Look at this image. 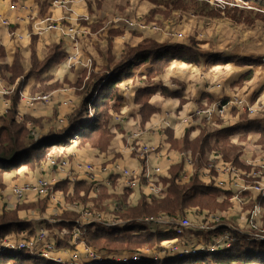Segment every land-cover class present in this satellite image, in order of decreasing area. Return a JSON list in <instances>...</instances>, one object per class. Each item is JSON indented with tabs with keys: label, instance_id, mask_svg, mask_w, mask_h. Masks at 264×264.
I'll return each instance as SVG.
<instances>
[{
	"label": "crops",
	"instance_id": "1",
	"mask_svg": "<svg viewBox=\"0 0 264 264\" xmlns=\"http://www.w3.org/2000/svg\"><path fill=\"white\" fill-rule=\"evenodd\" d=\"M52 1L0 0V19H6L11 23L9 30L0 27V69L4 73L7 72L13 67L17 58L22 72L16 79H21L20 85L23 91L50 95V101L38 106L35 110L21 107L16 97L13 100L16 102L15 121L24 124L28 130L34 132L40 130L39 135L68 127V116L82 101V96L79 94L82 88H78L77 84L81 80L85 83L92 71L97 73L106 66L109 53L118 59L124 54L126 47L137 46L143 40L175 44H189V41H196L200 53L204 56L195 63L174 60L163 74L151 78L150 82L146 75V67L133 69L132 75L119 84L118 94L121 100L115 104L118 107L117 111L113 109L109 111L105 127L111 137L105 149L75 140L71 144L54 146L53 151L46 154L45 158L34 166L25 165L4 173L0 180L3 185L0 189L3 190L5 201L0 204V207L14 201L8 192L11 184L33 182L42 174L47 159L51 157L66 158L69 161L66 169L53 172L57 179V183L51 189L55 200L51 202L35 199L37 200L35 201L30 200L34 198L29 197L27 202L21 203L45 202V204L41 203L43 208L37 207V217L29 221L33 223L36 231L43 229L53 233L57 238V247L58 244L61 245L60 251L68 247L63 240L58 242L60 236L57 235L62 232L60 227L67 229L68 227L63 226L73 227L74 223H78L75 221L78 218L76 209L90 207L96 211L108 213L109 204L116 202L115 212L117 213L120 206L128 208L137 206L140 203V193L145 195L146 200L153 198L154 188L161 189L166 194L168 182L171 179H174L175 184L183 186L188 185L197 176L202 184L215 187L220 192L218 201L227 205L226 208L215 211L223 218L237 215L238 210L234 205L236 202L230 201L237 192H240V198L244 202L257 203V199L261 196L254 195L250 190L240 191V188L247 186L246 182L252 176L247 172L249 170L246 168V163L264 159V145L259 142L258 132H247L243 139L249 121L256 122L264 129V42L262 40H259L256 35L243 33L241 36L242 34H238L235 30L238 28L215 32L214 28L207 27V23L197 26L190 19L183 21L188 23L182 29V37L177 40L170 36V31L182 28L178 18L163 19V16L157 14L150 19L149 12L154 6L145 0H72L64 7L54 6ZM11 5L22 9L11 12L9 11ZM44 16L60 20L63 25L78 26L80 36L85 32L84 35L79 36L78 45L83 62L87 59L92 61L90 67L69 68L64 58L57 63H51L42 72H31L33 53L37 63L42 64L53 47H60L66 56L73 44L70 38L58 31L28 36L31 33V19L28 21L27 18ZM125 16L145 17L159 25L164 33L152 34L126 29L119 21ZM198 19L197 22L202 21L201 18ZM191 26L194 27L192 31ZM199 34H202L204 38H200ZM214 34L220 35L218 41L212 40ZM87 36L89 40L85 39ZM191 36H195L196 40ZM256 41L258 44L254 45ZM243 58H250L254 62L259 60V62L238 65L237 62ZM6 75L11 77L10 73ZM54 85L57 87L51 88ZM150 86L163 87L176 93L177 96L164 97L159 91L156 92L147 100V103L156 111L150 114L147 120H143L141 116L143 104L137 102L136 97L140 89ZM233 95L241 97L246 106L253 108V112L233 108L229 109L223 118L215 117L212 120H205L197 117L196 111L201 107L209 106L217 101H227ZM116 117H120L121 122L115 121ZM59 120H63L64 123L60 124ZM37 121L38 124H36ZM228 127L237 130L230 137V142L240 147L237 159L241 167L234 166L215 153H206L207 162L197 167L191 151L181 150L186 137L189 141H193L203 129L214 132ZM171 140L176 143L175 146ZM144 147H153L155 151L145 154ZM185 157L191 160L192 166L186 164ZM212 159L215 162L228 163L240 172L232 178L234 174L226 175L214 170L204 171ZM78 163L94 167L93 179L88 178L90 174H85L76 168ZM114 163L139 174L141 189L127 190L122 186L120 176L103 171ZM154 168H158L159 173L151 174L150 178H146L145 170ZM184 175L185 178H183ZM62 185H65V189ZM122 194L129 196L122 198ZM65 208L72 212L63 214ZM115 212L110 222H132L128 219L129 217L118 216ZM197 214L195 207H192L186 210V215L183 217L189 218L187 215H195L199 222L200 218L196 216ZM62 215L66 217L65 220L62 219ZM68 215L71 217L67 218ZM238 215L241 216V214ZM169 216L181 217L179 214ZM52 217H58V219L54 220ZM114 218H118L119 221H114ZM223 225V228L231 231L234 236L237 233L252 239L254 233L252 231L244 232L237 228H229L226 224ZM203 234L207 235V238H202ZM181 236L173 240L182 245L186 244L190 248H205L207 244H210L212 233L195 229L187 231L185 238H183L184 235ZM65 241H68L71 246L75 244V241L69 237H66ZM76 248L83 250L81 243H76ZM100 252L115 257L126 254L123 251L122 253ZM160 258L162 259L163 256Z\"/></svg>",
	"mask_w": 264,
	"mask_h": 264
},
{
	"label": "trees",
	"instance_id": "2",
	"mask_svg": "<svg viewBox=\"0 0 264 264\" xmlns=\"http://www.w3.org/2000/svg\"><path fill=\"white\" fill-rule=\"evenodd\" d=\"M145 1L152 2L150 0ZM191 2H185L188 6L182 8L184 3L180 0H154L156 9L149 12L150 19L157 14L164 16L166 13L174 12V10H188ZM205 8H200L201 15L213 17L214 15L209 12V9L207 8L205 11ZM202 56L204 55L199 50L192 48L189 44L158 43L153 40H143L137 46L126 47L124 54L118 59L109 53L106 66L97 73L92 71L85 83L81 80L77 84L78 88H82L79 92L82 96V101L73 113L68 116V127L58 131H49L36 138L29 134L24 124L15 121L16 102L13 101V108L7 114L0 115V175L11 172L21 166H34L45 158L51 147L64 144L65 139L70 135L69 133L79 143H89L105 149L111 137L105 127L109 118V111L110 109L117 111L118 107L115 104L121 100L118 94L119 84L132 75L133 69L146 67V75L150 82L151 78L163 74L172 61L181 60L187 63H195ZM65 57L60 47H53L46 60L39 64L33 53L31 72H42L51 63H57ZM258 62L259 60L254 62L250 58H243L237 64ZM21 70L19 61L16 58L13 67L7 71L11 74L9 78L14 80L21 75ZM108 73H110L109 77ZM53 87H57V85L51 88ZM158 91L164 97L177 96L176 93L174 94L163 87L150 86L140 89L136 101L143 104L141 110L143 120H147L150 114L156 111L147 103V100ZM225 102L223 101V103ZM89 107L93 110L92 115L88 113ZM36 124H38V121ZM250 131L258 132L260 134L259 142L264 145V129L256 122L249 121V126L246 128L243 139L247 132ZM236 132V129L230 127L214 132L203 129L193 141H189L186 137L181 150L191 151L197 162V167H201L207 162L206 153L221 155L224 160L234 166L241 167L237 159L240 147L230 142V137ZM171 143L174 146L176 145L172 140ZM168 184V190L162 199H150L148 200L150 202L143 200L135 207H118L119 210L116 213L118 216L132 219V222H129V225L125 224L121 230L117 228L106 229L99 225L95 228L91 227L94 230L92 232H88L87 229L84 235L87 245L97 247L96 251L115 253L121 251L134 252L137 247L141 246H148L150 249L155 250L158 247L156 245L164 241L178 239L180 236H176L170 231H153L151 228L140 224L138 220L158 214L166 216L183 215L184 211L190 207L215 208V210L227 207L226 204H221L218 201L219 190L212 185L202 184L197 176L188 185H177L174 179L169 180ZM2 186L0 183V187ZM62 188L65 189V185H62ZM257 204L264 211V196L257 199ZM26 224L29 223L26 221L6 222L4 218H0V245H3V241L6 238L5 235L11 229L14 227L22 229ZM91 225L95 226V224ZM234 237L235 241L229 248L223 250L205 251L195 256H185L182 259L163 257L162 259L154 260L153 256H145L140 261L122 264H264V242H256L237 233ZM8 262L11 264H67L51 262L36 257L27 250L9 251L0 248V264H7Z\"/></svg>",
	"mask_w": 264,
	"mask_h": 264
},
{
	"label": "built area",
	"instance_id": "3",
	"mask_svg": "<svg viewBox=\"0 0 264 264\" xmlns=\"http://www.w3.org/2000/svg\"><path fill=\"white\" fill-rule=\"evenodd\" d=\"M72 0H53L52 4L54 6L64 7L65 5L71 3ZM22 8L16 7L15 5H11L9 11L15 12ZM31 19V35H42L47 32L58 31L62 35L70 38V41L73 43L70 50L66 54L65 64L71 68L74 66L87 67L92 62L90 59H87L83 62L82 53L80 52V48L78 45V38H80V34L78 33V26H70L63 25L60 20H53L50 16L44 17H31L27 18L29 21ZM126 29L136 32H142L145 28L144 25L140 23H135L128 19H120L119 20ZM11 23L6 19H0V27L9 30ZM151 30L156 31L157 28L153 27ZM80 36V37H79ZM172 38H176L170 34ZM200 38L203 37L202 34L198 35ZM21 79L15 78L11 80L9 76H7L4 71L0 69V115L7 114L13 107V99L16 97L21 103V107L25 109L35 110L40 105H45L50 101L49 94H39V93H30L24 92L20 85ZM65 91V90H63ZM206 109H199L196 111V115L198 118H203L205 120H212L215 117L223 118L225 117L227 111L233 108H239L242 110H247L246 104L239 100L238 98H230L228 101L223 103L222 101H217L209 106H206ZM93 110L91 107L88 109V113L92 115ZM115 121L121 122L120 117H116ZM63 124L64 122H59ZM76 138L74 136L68 137L65 139L64 144H71L75 142ZM155 149L153 147H144L143 152L145 154L153 153ZM186 158V164L192 166L191 160L188 157ZM47 169H43L42 174L36 178L33 182L23 183V184H11L8 187V192L14 200L24 201L28 200L29 197L34 199H54L51 189L57 183V179L54 177L53 172H59L66 169L69 166V161L66 158H48L46 161ZM76 168L85 172V174H90L88 178L93 179V175L95 169L92 165L89 164H76ZM221 172L226 175H233L232 178L236 177V174L240 172L238 169L233 167L228 163H224L222 161L215 162L214 159L210 160L207 166L204 168V171ZM107 174H116L120 176L122 180V186L127 190H136L141 187L139 181V174H137L134 170H130L127 168H121L118 163L112 164L110 167L105 168ZM158 168H154L153 170H145L144 175L146 178H150L151 174H158ZM185 178V175L183 176ZM250 190L257 196H264V181L256 182V186L248 187L244 186L240 188V191ZM240 192H237L233 197L230 198V201L240 202L242 199L240 198ZM153 198H163L165 196L163 190L154 188L153 189ZM4 195L3 190L0 189V204L4 203ZM93 213L84 210L82 214V218L86 219L87 224H95L101 225L106 229L123 227L124 225H119L115 222H102L99 217L92 218ZM154 217V218H151ZM150 216L144 218L143 220H138L140 224H143L146 227H155L157 230L163 229L164 232L170 231L173 232L174 235L180 236L189 230H206L212 233V237L210 239V244H207L205 248H190L186 244L176 243L173 241H169L170 244L166 245V248L162 250L159 257L153 253L148 251H137L135 253H126L123 256L115 257L108 256L104 252L93 251L91 249H84L83 254H78L76 252H66L60 251L57 249V238L54 237L53 233H50L46 230L39 229L37 231V236L22 239L19 241H13L10 238H5L3 241V250H27L31 252L34 256L43 258L45 260L56 262V263H64L67 262L69 264H78L82 257L89 261H92L96 264H106V263H129V262H137L143 259L145 256H153L154 260L161 259L160 257H167L169 259H182L185 256H195L201 252L205 251H215V250H223L229 248V246L235 241V237L232 232L228 229L223 228V224L219 222V218L212 217L210 219V223L206 226L194 227V225L185 217H170L163 215V217ZM261 217V211L258 208H254L251 212H249V217L246 220L247 227L254 231L252 239L257 242H264V230L260 223H257L256 220ZM76 226V223L73 224V227ZM72 227V228H73ZM77 227V226H76ZM261 230L260 233H256V231ZM68 233V231H63L60 233V236ZM62 238V237H61ZM75 241V237L72 238ZM82 242L81 238H79Z\"/></svg>",
	"mask_w": 264,
	"mask_h": 264
},
{
	"label": "rangeland",
	"instance_id": "4",
	"mask_svg": "<svg viewBox=\"0 0 264 264\" xmlns=\"http://www.w3.org/2000/svg\"><path fill=\"white\" fill-rule=\"evenodd\" d=\"M144 1V0H143ZM152 1L150 4L153 7V9H156V4L154 3V0H150ZM181 2L184 3V7H187V3L185 2H189L192 1L190 4V7L188 10H174V12L171 13H166V15L163 16V19H170V20H176L178 18L180 26H182V28L180 30H171L170 34L173 35L176 38H180L182 37V29L184 28V26H186V24L188 22H183V21H187V19L193 20L194 25L196 24L198 25H206L207 23V27H211L214 28L213 30L215 32L217 31H222V29H235L236 31H238V34H242L241 36H243V33L248 34V35H252L255 36L259 39L262 40L264 42V0H180ZM141 3V1H140ZM149 3V2H148ZM201 7H206V9H209V12H211L214 16L213 17H206L201 15L200 13V8ZM194 12V13H192ZM128 19L131 20L135 23H140L142 25L145 26V28L142 30V32H149L152 34H157V33H164L162 28L153 23L152 21L148 20L145 17H141V18H128V17H121L120 19ZM201 18L202 21L201 22H197L199 19ZM158 23V22H157ZM153 27L157 28L156 31L151 30ZM194 30V27L191 26V31ZM193 37L195 40V36H191ZM9 38V37H8ZM204 38V37H202ZM220 38L219 34H214L212 40H216L218 41ZM232 38V37H231ZM247 38V36H246ZM86 40L88 39V36L85 38ZM248 40V38H247ZM255 41V39H253ZM189 45L192 48H195L197 50H199V47L196 44V41H189ZM251 44V43H250ZM258 42L256 41V43L254 45H257ZM200 51V50H199ZM92 65V62L90 63L89 66L90 67ZM86 67V68H87ZM6 74L8 72H5ZM219 87V86H218ZM29 92V91H28ZM31 93V92H30ZM39 93V92H38ZM39 94H47V93H39ZM232 98H238L239 100H242L244 102V100L241 97H238L236 95H233ZM229 100V99H228ZM227 100V101H228ZM71 104V103H68ZM208 105V104H207ZM207 107H201V109H206ZM246 112H253V108L251 106H247V110H245ZM93 113V112H92ZM63 120H59V122H61ZM56 122L58 123V121L56 120ZM29 134L36 138L39 136V132L40 130H36V132L32 131V130H28L26 129ZM70 135L68 137H71V133H69ZM54 147H51V149H49L50 151L48 153H51V151H53ZM246 168L248 172V174H252V176L249 177V180L246 182V185L248 187H252V186H256V182L259 181H264V159H258L257 161L253 162V163H246ZM44 168L47 169V165H44ZM3 175H0V180L1 177ZM2 188V187H0ZM141 189V188H139ZM138 189V190H139ZM256 195V194H254ZM128 194H122V198L124 197H128ZM140 196V197H139ZM139 198H140V202L145 199V195L144 194H139ZM257 196V195H256ZM138 198V199H139ZM154 199V198H152ZM30 200H35V199H30ZM29 200V201H30ZM44 200H49L51 202H53L55 200L54 199H49V198H45ZM121 200V199H120ZM156 200V199H154ZM37 201V200H35ZM138 201V200H137ZM147 202H150L148 200H146ZM20 202V203H19ZM21 202H27V200L24 201H18V200H14L11 203H6V205H2L0 207V218H4L6 220V222H15V221H27L29 224H26L24 227H22V229H17V228H13L11 229L7 235H5V237L8 239L10 238L13 241H19L22 239H28V238H32V237H36L37 236V231L35 226L33 225L32 222H30L29 220H32L33 218L37 217L38 213H37V207L42 206V202L45 204L44 201H39L37 203H21ZM114 202L112 205L109 204L108 206V213H105V211L99 212L96 211L94 208H90V207H82L79 209L75 210V213L78 215V218L75 221H78V223H76L75 227H71V225H65L63 227H68L67 229H64L62 227H60V231H68V233L63 234V236H60V233H58L57 236H60V238L58 240V242H66L68 244L67 248L61 249L64 250L66 252H76L78 254H83L84 251H80L78 248L75 249L76 247V243H81L83 250L84 249H91L93 251H96V249H98L97 247H91L88 246L86 243V238H85V232L86 230L88 232H92L94 231L93 229H91V227H97L98 225H91V223L87 224L88 222L86 221V219L82 218V214L84 212V210H88L90 212L93 213L94 216H92V218L94 217H99V219L102 222H110L111 218H113L115 216L114 212L116 209ZM11 204V205H10ZM10 205V206H9ZM235 208H237V215H233L230 217H226L223 218V216L221 214H217L215 213V208H201V207H195V213H198L196 216L200 218L199 222L196 219L195 215L191 216V215H187L189 218H187L194 226L196 227H200V226H206L208 223H210V219L212 217H216L219 218V222L222 224H226L229 228H237L241 231H252L250 230L247 225H246V220L249 217V212H251L254 208H258L261 211V217L258 218L256 220L257 223H260V225L262 226V229L264 230V211L262 209L261 206H259V204L257 203H251L249 204L248 202H244V200H241L240 202H236L235 204ZM43 208V206H42ZM192 207L186 209L189 210ZM233 209V208H232ZM186 210L184 211L183 215H180L181 217H183L184 215H186ZM219 210V209H218ZM72 211H70L69 209L65 208L63 211L64 213H71ZM116 213V212H115ZM238 214H241L238 215ZM164 214H158V215H154L156 217H163ZM63 220L66 219V217H63V215L61 216ZM71 216L68 215L67 218H70ZM155 217V218H156ZM154 218V217H151ZM52 219L56 220L58 219V217H52ZM114 221H119L118 218H114ZM132 220V219H130ZM225 220V221H224ZM128 221V220H127ZM84 223L86 225H84ZM125 222H119V225H124ZM130 223L128 222L127 225H129ZM50 226V225H48ZM101 226V225H99ZM151 228L153 231H156L157 229L154 227H149ZM117 229L121 230L122 227H118ZM160 232H163V229L159 230ZM260 229L259 231H256V233H260ZM254 232V231H252ZM184 235V236H183ZM183 238H185L187 236V232H185L183 234ZM62 237V238H61ZM69 237V239H72L73 237H75V244H73V246L70 245V243L68 241H65V238ZM202 238H207V235L203 234L201 236ZM82 240V242L80 241V239ZM63 240V241H62ZM173 242H175L174 240H172ZM180 241V239H179ZM57 243V242H56ZM179 243V242H176ZM170 244L169 241H164L162 243H160L155 250L150 249L148 246H141V247H137V249L134 252H129V251H123L126 253H135L137 251H148L150 253L155 254L156 256H159L160 252L162 250H164V248H166V245ZM61 245L58 244L57 249H60ZM0 248H3V245H0ZM122 253V252H121ZM92 261H89L87 259H84L82 257V260H80L78 262V264H92ZM7 264H11V263H7Z\"/></svg>",
	"mask_w": 264,
	"mask_h": 264
}]
</instances>
